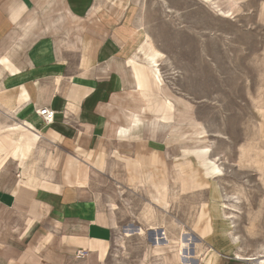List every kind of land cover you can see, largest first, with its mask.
Masks as SVG:
<instances>
[{"label":"rangeland","instance_id":"1","mask_svg":"<svg viewBox=\"0 0 264 264\" xmlns=\"http://www.w3.org/2000/svg\"><path fill=\"white\" fill-rule=\"evenodd\" d=\"M99 1L126 22L128 59L156 122L162 117L183 125L174 126L172 144L155 154L156 162L153 154L107 153L103 169L90 171L88 194L109 212L114 228L107 257L92 264H206L211 255L210 264H264V0H213L216 6L205 0ZM140 30L149 49L133 36ZM4 112L0 108L1 147L6 134L15 141L17 132L34 131ZM46 146L41 156L31 151L22 159L29 166L32 157L42 158L45 173ZM135 171L154 180L139 176V183Z\"/></svg>","mask_w":264,"mask_h":264},{"label":"crops","instance_id":"2","mask_svg":"<svg viewBox=\"0 0 264 264\" xmlns=\"http://www.w3.org/2000/svg\"><path fill=\"white\" fill-rule=\"evenodd\" d=\"M119 17L99 0H0V108L34 130L1 140L0 264L105 259L114 228L88 194L90 171L103 169L107 153L153 154L156 162L155 154L171 146L174 126L183 125L156 122L149 111ZM44 107L55 112L50 124L37 114ZM43 143L46 175L42 158L29 166L22 159L31 151L41 156ZM135 173L139 183V176L154 180Z\"/></svg>","mask_w":264,"mask_h":264},{"label":"bare ground","instance_id":"3","mask_svg":"<svg viewBox=\"0 0 264 264\" xmlns=\"http://www.w3.org/2000/svg\"><path fill=\"white\" fill-rule=\"evenodd\" d=\"M205 1H209V3L211 2V5H214L215 4V1H213V0H205ZM214 6H216V5H214ZM228 11H229V9H228ZM224 13L226 12V11H223ZM133 36L135 37V39H136V42L141 46V48L143 49H149L150 47H151V42L149 41V39L147 38V36H146V34L143 32V31H137V32H134L133 33ZM138 63V62H137ZM14 82L16 81V79H14L13 80ZM149 105V104H148ZM174 111V110H173ZM175 118V117H174ZM159 120H161V121H163V122H165V123H171L172 121H167V120H164V119H162V117H160V119ZM28 123V122H27ZM15 124H17V123H15ZM28 124H30V123H28ZM197 129V128H196ZM196 139V138H195ZM208 157H209V155H208ZM152 185H153V188L155 189V192L157 193V194H160V193H162V184L161 183H151ZM113 221V220H112ZM177 224V223H176ZM152 228V227H151ZM153 229V228H152ZM139 231H140V233H142L141 231V229H139ZM166 232V231H165ZM158 233V232H157ZM130 234V229H125V236L126 235H129ZM156 235V234H155ZM164 235V234H163ZM184 235V234H183ZM166 236H168V235H166ZM181 236V235H180ZM169 237V236H168ZM182 237V236H181ZM155 238V237H154ZM161 238V237H160ZM163 239V238H162ZM172 239V238H171ZM165 240V239H164ZM167 240H168V238H167ZM179 240V239H178ZM183 241V240H182ZM169 243V242H168ZM153 244H155V243H153ZM156 244H159V237H156ZM186 244V243H185ZM184 244V245H185ZM183 246V243L182 242H180L179 243V250L181 251V249L183 248L182 247ZM185 247V246H184ZM188 247V246H187ZM186 248V247H185ZM170 252V251H169ZM184 252H185V250H184ZM188 252V251H187ZM186 253V252H185ZM175 254V253H174ZM188 253H186V255H187ZM165 255V254H164ZM179 256H181V255H178V253H177V258H178V260L180 259L179 258ZM188 256V255H187ZM215 255H211V257H209V259H207V262H206V264H210L211 263V261H212V259H215L216 258V256L214 257ZM252 258V257H251ZM249 259V258H248ZM165 260H167L166 258H165ZM180 261V260H179ZM185 261V260H184ZM168 262V261H167ZM182 262V261H181ZM180 264V263H179Z\"/></svg>","mask_w":264,"mask_h":264},{"label":"built area","instance_id":"4","mask_svg":"<svg viewBox=\"0 0 264 264\" xmlns=\"http://www.w3.org/2000/svg\"><path fill=\"white\" fill-rule=\"evenodd\" d=\"M37 114L45 124H49L53 121L55 112L50 108L44 107L39 108Z\"/></svg>","mask_w":264,"mask_h":264}]
</instances>
